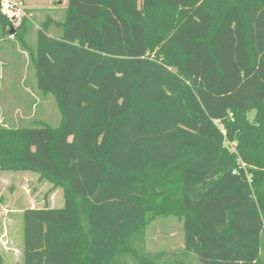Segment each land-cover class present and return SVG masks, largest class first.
<instances>
[{
	"label": "trees",
	"instance_id": "obj_1",
	"mask_svg": "<svg viewBox=\"0 0 264 264\" xmlns=\"http://www.w3.org/2000/svg\"><path fill=\"white\" fill-rule=\"evenodd\" d=\"M53 1L35 50L0 5L61 112L0 125V172L63 190L24 211V264H264V0ZM169 217L183 250L149 252Z\"/></svg>",
	"mask_w": 264,
	"mask_h": 264
},
{
	"label": "rangeland",
	"instance_id": "obj_2",
	"mask_svg": "<svg viewBox=\"0 0 264 264\" xmlns=\"http://www.w3.org/2000/svg\"><path fill=\"white\" fill-rule=\"evenodd\" d=\"M25 4L28 20L24 32L25 42L30 50H35L37 29L49 19L64 21L66 5L54 3L53 0H30ZM9 17H20V14L11 13ZM13 31L15 35L16 30ZM50 32L56 34L60 30L52 27ZM14 35L2 37L0 30V125L31 128L42 122L58 128L61 112L56 98L38 89L29 50ZM254 116L255 112L248 115L251 121ZM38 179L39 176L31 172H0V257L4 264H24V220L19 211L44 208L46 204L57 209L63 206L59 205L64 201L63 190L52 191L50 183H41ZM10 209L14 212L11 213ZM183 246V223L178 219L159 218L147 228L149 252L182 251ZM192 258L194 261L191 264H201L196 256Z\"/></svg>",
	"mask_w": 264,
	"mask_h": 264
},
{
	"label": "built area",
	"instance_id": "obj_3",
	"mask_svg": "<svg viewBox=\"0 0 264 264\" xmlns=\"http://www.w3.org/2000/svg\"><path fill=\"white\" fill-rule=\"evenodd\" d=\"M0 5H1V12L9 17V14L11 13H18L20 14V17H14L10 18L11 21L14 22V24H20L23 17H25V2L23 1H18V0H0ZM18 22V23H17Z\"/></svg>",
	"mask_w": 264,
	"mask_h": 264
},
{
	"label": "crops",
	"instance_id": "obj_4",
	"mask_svg": "<svg viewBox=\"0 0 264 264\" xmlns=\"http://www.w3.org/2000/svg\"><path fill=\"white\" fill-rule=\"evenodd\" d=\"M53 2H54V1H53ZM54 3H55V2H54ZM58 4H60V5H66V2H65V1H62V3L58 2ZM25 5H26V4H25ZM30 10L38 11V10H41V9H30ZM1 41H2V39H0V42H1ZM31 173H32V172H31ZM34 174H35V173H34ZM36 175H37V174H36ZM23 176H27V175H22V177H23ZM37 176H38V175H37ZM59 189H60V188H59ZM59 189H57L56 191H58ZM49 202H50V201H49ZM60 204H63V206H62V208H63V207H64V201H63V202L61 201V203H59V205H60ZM49 207H50V208H53V206H49ZM56 209H57V208H56ZM59 209H61V208H59ZM4 210H5V207H4ZM10 210H11V209H10ZM24 211H25V210H23V211H19V213L23 216V220H24ZM10 212L12 213V212H14V211L11 210ZM5 216H6V214L4 213V217H3L4 219H5ZM9 216H10V215H8V217H9ZM169 218H170V217H169ZM172 218H173V217H172ZM165 219H166V218H165ZM8 220H9V219H8ZM6 222H8V221H6ZM153 222H154V221H153ZM180 222H181V221H180ZM4 226H5V223H4ZM6 226H7V225H6ZM172 235H173V234H172ZM183 248H184V246L182 247V249H183ZM180 251H181V250H179V251H170V250H169V251H160V252H180ZM189 260L191 261V263H192V261H194L193 258H190Z\"/></svg>",
	"mask_w": 264,
	"mask_h": 264
},
{
	"label": "water",
	"instance_id": "obj_5",
	"mask_svg": "<svg viewBox=\"0 0 264 264\" xmlns=\"http://www.w3.org/2000/svg\"><path fill=\"white\" fill-rule=\"evenodd\" d=\"M60 3H62V1H60ZM13 27H12V31H11V34L14 35L15 31H13Z\"/></svg>",
	"mask_w": 264,
	"mask_h": 264
}]
</instances>
